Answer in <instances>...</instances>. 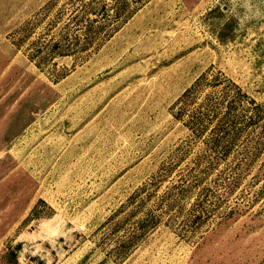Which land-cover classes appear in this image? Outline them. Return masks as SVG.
Returning <instances> with one entry per match:
<instances>
[{
  "label": "rangeland",
  "instance_id": "obj_1",
  "mask_svg": "<svg viewBox=\"0 0 264 264\" xmlns=\"http://www.w3.org/2000/svg\"><path fill=\"white\" fill-rule=\"evenodd\" d=\"M0 264H264V0H0Z\"/></svg>",
  "mask_w": 264,
  "mask_h": 264
}]
</instances>
